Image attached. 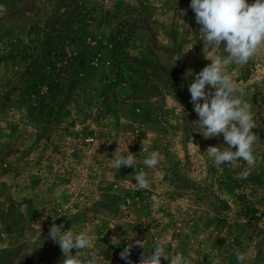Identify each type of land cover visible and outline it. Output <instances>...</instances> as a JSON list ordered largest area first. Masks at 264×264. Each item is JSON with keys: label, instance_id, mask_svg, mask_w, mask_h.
<instances>
[{"label": "rangeland", "instance_id": "obj_1", "mask_svg": "<svg viewBox=\"0 0 264 264\" xmlns=\"http://www.w3.org/2000/svg\"><path fill=\"white\" fill-rule=\"evenodd\" d=\"M106 1L108 7L123 6L124 12L138 9L150 23L159 21L164 27L152 24L157 43L176 44L169 54L171 61H177L178 71L171 77L176 88L170 91L161 72L158 81L141 87L148 98L143 124L129 121L117 102L122 99L127 104V98L135 107L146 103L135 100L138 88L115 77L119 82L109 94L115 92V100L83 111L66 106L43 128V109L30 113L21 99L26 75L21 74L20 55L4 53L26 41L25 25L30 21L13 13L30 15L34 2L23 0L22 9H15V0H0L4 9L0 11V264H61V249L48 238L53 222L63 223V230L74 234L86 233L91 244L78 255L86 260L88 253H99L97 264H126L119 253L137 240L143 247L133 248V264H138L141 253L154 251L150 250L154 242L168 245L169 260L161 258V264H171L178 257L189 264H237V252L245 254L244 264H264V46L246 66L233 63L224 69L252 105L256 123L252 131L260 138L253 146L255 166L247 179L240 180L235 176L249 166L242 160L214 166L206 149L228 145L222 134L203 137L190 103L188 85L194 79L190 73L201 71L216 55H226L200 41L190 0H172L167 9L162 7L167 0ZM102 30L95 22L89 24L91 46ZM142 47L135 41L126 49L135 54ZM102 56L100 49L87 47L82 59L95 86L108 73L97 61ZM40 89L43 92V85ZM127 149L135 155L133 168L115 169V156L127 155ZM152 151L160 153L154 169L144 164ZM140 171L147 174L151 187L137 192L134 176ZM236 193L256 208V220L236 217L232 198ZM242 223L255 241L247 238Z\"/></svg>", "mask_w": 264, "mask_h": 264}, {"label": "trees", "instance_id": "obj_2", "mask_svg": "<svg viewBox=\"0 0 264 264\" xmlns=\"http://www.w3.org/2000/svg\"><path fill=\"white\" fill-rule=\"evenodd\" d=\"M15 1L17 2L15 9H22L23 0ZM170 1L172 0H167L162 7L166 5L164 9H167ZM33 2L30 15L11 11L30 22L25 25L26 41L18 44L15 51H12L14 48L12 47L4 53L20 55L23 64L21 74L26 75L23 84L24 97L21 99L27 108H30V113L43 109V128L54 115L60 116V111L66 106L71 105L75 111H83L87 106L101 104L109 99L115 100V92L109 97L119 82L115 81V77L118 80H127L132 88H138V97L135 98L137 102L148 101L141 87L148 88L152 82L155 83L162 77L161 73H165V84H170V91L176 88L171 77L178 71L177 61H171L169 56L176 44L171 43L170 46L162 47L157 43L152 24L159 23L164 27L159 21L150 23L151 19L149 20V17L140 13L138 9L124 12L121 5L108 7L106 0H33ZM9 14L10 12L7 15ZM92 22L103 30L99 31L98 38L94 39L91 46L88 27ZM135 41H140L143 47L135 54H130L126 48ZM87 47H96L103 53L101 59L96 60L106 67L108 73L99 86L91 83V77L83 66L82 59H85ZM157 67L159 71L154 70ZM41 85L43 92L40 89ZM31 90L33 96L30 99L28 95ZM125 101L127 104L122 99L117 100L122 114L128 116L131 122L146 123L148 112L144 106L147 102L135 107L133 101L128 102L127 98ZM185 103L187 111L190 112L189 100L185 99ZM232 198L237 207L236 217L248 221L257 219L256 208L242 193L233 194ZM219 202L223 208H228L225 201ZM242 225L245 226L247 238L251 240L253 237L254 240L252 231L248 232L246 228L247 224Z\"/></svg>", "mask_w": 264, "mask_h": 264}, {"label": "clouds", "instance_id": "obj_3", "mask_svg": "<svg viewBox=\"0 0 264 264\" xmlns=\"http://www.w3.org/2000/svg\"><path fill=\"white\" fill-rule=\"evenodd\" d=\"M189 7L195 14V22L200 26L198 34L204 47L226 54L216 55L215 58L209 59L211 63L201 71L190 73L194 75L188 85L190 103L198 116L196 122L204 130L201 134L204 138H219L222 134L224 142L228 145L209 146L205 152L218 168L238 160L246 162L249 167L235 176L236 179L245 180L251 174V168L255 166L253 146L260 138L252 131L256 128L252 105L243 99V89H237L224 69L233 63L241 67L246 66L257 54L258 49L264 46V0H254L251 4L247 0H190ZM3 10L0 5V11ZM180 106L183 111V106ZM220 146H223V150ZM233 148L235 150H232ZM159 159V151H152L144 160V164L154 169ZM134 163L135 155L128 151L127 155H116L112 166L119 170L122 166L133 168ZM134 180V189L137 192L151 187L144 171L138 172ZM152 200L154 204H158L155 195ZM63 229V223L57 225L53 222L48 232V238L61 249V264H97L99 253H88L87 260H81L78 255L80 250L90 246L89 236L83 232L74 234L70 229ZM137 246L143 247L141 241L129 242L119 253L126 264H133L130 256L133 248ZM167 248V244L154 242L150 248L154 251L141 253L138 264H161V258L169 260ZM73 249L76 250L75 255L72 253ZM245 258V254L236 253L237 264H244ZM171 264H189V261L178 257L172 260Z\"/></svg>", "mask_w": 264, "mask_h": 264}]
</instances>
